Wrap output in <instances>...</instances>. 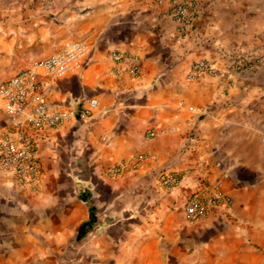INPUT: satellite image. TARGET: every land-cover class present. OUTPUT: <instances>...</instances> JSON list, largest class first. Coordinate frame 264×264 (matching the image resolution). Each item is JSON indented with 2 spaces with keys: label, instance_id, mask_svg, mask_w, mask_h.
<instances>
[{
  "label": "crops",
  "instance_id": "0c3cea01",
  "mask_svg": "<svg viewBox=\"0 0 264 264\" xmlns=\"http://www.w3.org/2000/svg\"><path fill=\"white\" fill-rule=\"evenodd\" d=\"M175 1L51 0L44 7L0 0V84L72 43L86 49L82 63L62 75L37 72L45 108L73 110L60 124L34 128L27 123L32 100L9 114L0 97V138L24 131L38 165L33 190L0 168V264H34L63 252L89 207L93 221L80 238L95 235L80 247L82 264H125L136 254L137 263L144 257L152 264L161 247L172 251L159 241L169 235L208 238L191 264H264L263 214L250 207L264 182V71L234 69L264 24L239 19L247 0H195L180 33L170 17ZM125 54L138 58L136 75ZM198 59L220 74L187 80ZM161 172L179 183L159 187ZM215 190L240 210L229 216L254 243L228 227L233 219L214 204L174 230L186 199Z\"/></svg>",
  "mask_w": 264,
  "mask_h": 264
},
{
  "label": "built area",
  "instance_id": "2783aa9c",
  "mask_svg": "<svg viewBox=\"0 0 264 264\" xmlns=\"http://www.w3.org/2000/svg\"><path fill=\"white\" fill-rule=\"evenodd\" d=\"M42 6L48 7L51 0H39ZM195 0H177L171 5L170 17L175 22L180 33H184L191 23L192 10ZM86 55L85 46L81 43H72L65 49L49 55L43 59L35 60L14 75L8 77L0 84V97L4 100L7 113L15 114L24 109L28 100L33 101L31 113L27 123L34 127H53L73 114V110H47L36 95L37 72L42 70L51 75H62L69 68L78 67ZM124 57L131 61L130 73L136 75L139 71L138 58L131 54ZM219 75L220 72L214 65L205 60L198 59L192 63L186 74L187 80L195 79L201 73ZM95 104L94 99H89L88 106ZM87 109L77 112L79 118H85ZM151 134V133H150ZM35 145L33 140L22 130L7 133L0 138V168L10 172L16 180L30 189L35 188L38 176V165L35 158ZM116 168L112 169L115 172ZM180 181L178 175L161 172L157 176L159 187L169 190ZM231 203L229 196L215 190L202 196L191 195L183 204V214L188 220L202 218L210 204L228 207Z\"/></svg>",
  "mask_w": 264,
  "mask_h": 264
},
{
  "label": "rangeland",
  "instance_id": "374dc122",
  "mask_svg": "<svg viewBox=\"0 0 264 264\" xmlns=\"http://www.w3.org/2000/svg\"><path fill=\"white\" fill-rule=\"evenodd\" d=\"M247 3H249V9H247V12L245 13H240L239 19L248 24H264V0H247ZM258 40V43L255 44V47L251 49L248 54H246V57L242 58L239 60L240 62L238 61V63L235 64V67H237L234 68L235 71H249L253 73L259 66H261L264 71V30L258 37ZM250 207L263 214L261 227L264 231V182L260 184L259 191L257 192L256 197H253ZM220 210L222 214H225L228 220L233 219L229 216L230 214L240 213V210L234 208V205L231 206V203L228 207L221 206ZM190 221L193 220L186 219L183 214L182 223L178 220L177 226H175L174 230H181L182 225L188 224ZM228 227L239 234L243 241L254 243L255 238L250 236L245 230L243 222L233 219L229 221ZM94 235L95 234H89L82 238L67 236L64 238L66 248L63 252L49 254L47 258L42 256V259L34 264H82L79 252L80 247L85 244L89 245L93 241ZM165 237L162 239L159 238V241L161 240V244L169 243L172 246V251H167L168 249H171V247H161V251L157 254L158 258L152 264H191V259L198 254L197 250L199 247L208 241V238L203 237L194 239L184 238L182 240H176V237H171L170 235L169 237ZM211 256L214 258L216 254L212 253ZM138 257L139 254H136L132 261L129 260L125 264H149L144 257H142V260L137 263L136 259Z\"/></svg>",
  "mask_w": 264,
  "mask_h": 264
},
{
  "label": "trees",
  "instance_id": "16d2710c",
  "mask_svg": "<svg viewBox=\"0 0 264 264\" xmlns=\"http://www.w3.org/2000/svg\"><path fill=\"white\" fill-rule=\"evenodd\" d=\"M79 197L83 201L86 200V197L82 194H79ZM92 221H93V210L91 207H89L88 219L79 225L76 233V238H80L84 234L86 228L90 227Z\"/></svg>",
  "mask_w": 264,
  "mask_h": 264
},
{
  "label": "bare ground",
  "instance_id": "6f19581e",
  "mask_svg": "<svg viewBox=\"0 0 264 264\" xmlns=\"http://www.w3.org/2000/svg\"><path fill=\"white\" fill-rule=\"evenodd\" d=\"M147 239H148V238H147ZM138 246H139V245H138ZM140 249H141V248H140ZM224 249H225V248H224ZM149 250H150V249H149ZM150 251H151V250H150ZM221 252H222V251H221ZM133 254H134V253H133ZM141 254H143V255H147V254H146V252H145V250H144V251H142V253H141ZM220 255H221V254H220ZM223 257H224V258H226V257H227V256H226V253H224V254H223ZM204 258H205V257H204ZM220 259H221V258H220ZM222 259H223V258H222ZM147 260H148V259H147ZM149 260H150V259H149ZM149 260H148V261H149ZM145 261H146V260H145ZM148 261H147V262H148Z\"/></svg>",
  "mask_w": 264,
  "mask_h": 264
}]
</instances>
